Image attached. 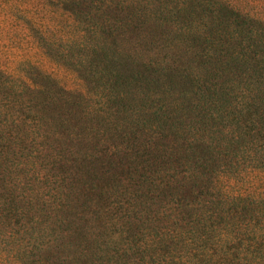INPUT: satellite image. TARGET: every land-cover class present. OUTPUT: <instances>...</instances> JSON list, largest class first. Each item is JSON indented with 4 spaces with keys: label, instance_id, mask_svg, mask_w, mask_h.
I'll return each mask as SVG.
<instances>
[{
    "label": "trees",
    "instance_id": "16d2710c",
    "mask_svg": "<svg viewBox=\"0 0 264 264\" xmlns=\"http://www.w3.org/2000/svg\"><path fill=\"white\" fill-rule=\"evenodd\" d=\"M57 1L73 18L60 55L77 51L82 83L66 87L35 66L29 79L0 68V264H264V0H90L95 11L143 19L133 26L137 49L158 48L161 31L175 35L158 59L132 53L130 40L110 50L102 34L113 25L82 27L86 0ZM198 51L201 71L190 72L181 55ZM120 102L130 117L121 122ZM165 130L181 145L160 144V153ZM118 134L125 145H106ZM133 157L147 165L139 171ZM66 189L93 197L78 231ZM106 231L114 241L100 240Z\"/></svg>",
    "mask_w": 264,
    "mask_h": 264
},
{
    "label": "rangeland",
    "instance_id": "374dc122",
    "mask_svg": "<svg viewBox=\"0 0 264 264\" xmlns=\"http://www.w3.org/2000/svg\"><path fill=\"white\" fill-rule=\"evenodd\" d=\"M153 5L155 4L154 0ZM58 4L57 0H0V68L5 71L6 73H11L15 75L16 77L21 78H27L29 79L32 74H34V70L32 69L33 66L36 68H39L41 70H45L51 75L56 78L59 82V84H63L66 87H74L81 82V79L76 74L74 69V61L75 57L77 56V51L74 49V51L71 49L69 51V55L73 54V59L71 57H63L61 56V52H65L61 48L62 41H66L67 38L71 37L73 35L72 33V24H73V18L69 19L65 15H61L56 11V5ZM91 4V5H90ZM80 11L83 13V16L81 19L83 20L82 27L86 28L85 25L91 26V25H101L103 24H111L116 29L115 32L112 33V35H93V36H102V37H108L106 42H114L110 45V50H113V48L120 43L122 44V40H130L131 41V52L132 53H139L141 55L146 54V57L148 59L150 57H154L156 59L165 57V50L164 47L168 48L170 42L168 39L173 38V34L166 33V31L162 32L156 35L154 37L153 41L156 42V45L158 48L155 49L154 45H148V48L145 47L147 45H143L140 48H145V50L137 49V43L142 39L141 36H139L138 30L134 29V25H142V18L139 20L138 15L135 16L138 18H133L131 14L128 13H120L119 10H113L110 9L108 11H95V9L92 6V3L90 0H86V2L79 6ZM131 17H130V16ZM105 19L107 20L106 22ZM47 35V38L50 39L51 44H47L43 41V36ZM99 38V37H95ZM103 38V39H105ZM148 42H150L148 40ZM178 42V41H177ZM153 43V42H152ZM161 43V44H160ZM136 45V46H135ZM133 47H136V49ZM183 49V48H182ZM167 50V49H166ZM129 51V52H130ZM90 54V53H89ZM200 51H198V55H195L193 53H187L184 55V57L181 55L182 58H184V61L187 62V65L192 67L190 72H200L201 71V64L199 63L201 61L200 58ZM81 55H87V52L81 53ZM173 55L169 57L171 59ZM168 59V58H167ZM180 60V59H178ZM204 60V59H202ZM212 68V67H211ZM213 69V68H212ZM215 70V69H214ZM34 72V73H33ZM151 77V76H150ZM80 79V80H79ZM97 85V84H96ZM95 83L90 84V87L94 88ZM131 86H138L135 83L131 84ZM184 88L187 89V86ZM235 88H240V91L245 88V83L241 82L240 84H236ZM130 89V92L135 91V87L125 88ZM51 90V88H50ZM99 91V90H98ZM239 90H237L238 92ZM239 91V92H240ZM52 92V90L50 91ZM127 92V90H126ZM47 96V94H44L41 98V96H35L32 98L33 104H41L40 102L44 99V97ZM59 102V101H58ZM57 102V104H59ZM125 102V101H124ZM56 104V103H54ZM124 104V105H123ZM58 106L57 111H58ZM39 107V106H38ZM55 105H49V107L46 110H49L53 112L56 109ZM69 106H66V109H64L65 113L64 115H68L71 111L68 110V113H66ZM117 108L120 109V113L118 114L117 118H119V122H121L124 118L130 119L129 113H127L125 103L120 102L116 105ZM239 109V108H238ZM10 116H6V119L11 122L12 118L15 115L13 109H9ZM60 113L62 114L63 111L60 110ZM12 117V118H11ZM4 118V116L1 117V119ZM15 118V117H14ZM114 119V116L109 117V120L112 122ZM226 119H229L228 117ZM8 123V124H9ZM96 124V122H93ZM123 123V122H122ZM11 124V123H10ZM97 125V124H96ZM105 125L106 123L102 122L100 126L93 128V134L97 135V138L101 136V133L105 132ZM91 127H94L92 124ZM166 126V125H164ZM6 127V126H5ZM15 131L12 133L19 134L24 131L23 128H20L19 130L16 127H13ZM12 128V129H13ZM22 131V132H21ZM6 132H8V129H6ZM11 132V131H10ZM113 131L109 130V133ZM3 133V132H2ZM165 136L167 137L166 140L162 139L159 142V152H163L164 146L161 145H174L180 147L181 143H177L176 139L174 138V133L171 131H164ZM119 134L115 136V140L107 141L106 145H112L113 143H121L123 142L122 138H118ZM168 140V141H167ZM139 144V143H138ZM137 144V145H138ZM123 145H125V142H123ZM149 145V144H148ZM150 146V145H149ZM149 146H146L147 148H150ZM166 148V147H165ZM135 152H139L137 148L133 149ZM95 153V150L93 151ZM131 152V151H129ZM147 152V151H146ZM183 153V150H181ZM185 152V151H184ZM158 154V153H156ZM135 156H138L135 155ZM185 157V154L183 153V158ZM144 161L147 159V156L143 157ZM142 160H139V158H131V164L132 165H138L139 171L142 169L143 166L147 165V162H143ZM149 164V170L152 171L155 169V163H153V160L151 162H148ZM153 164V166H152ZM66 168V167H65ZM96 168H99V164H96ZM148 169V167H146ZM64 169V166H62L61 170ZM54 173H58L57 170L54 171ZM59 175V174H58ZM160 176V175H159ZM158 178H161L159 177ZM71 177V176H70ZM157 175L153 176L155 179ZM72 181L66 180L65 186L70 185ZM150 188L152 190L155 189V184H151L149 182L146 183L144 186V189ZM65 193L67 195V201H69L71 204H74L75 209L72 210L73 212L78 213L76 216H72V222H76L75 225L70 224L71 230L78 231L80 229V226L78 223L79 218L83 215V212L88 211L91 209L90 207V201L88 198H93L89 195H75L68 192V189L65 190ZM159 192L155 193V197L158 196ZM63 196V193H61ZM88 197V198H87ZM154 199V203H147V212H150V215L152 218L157 210H159L158 198ZM82 212V213H80ZM70 217V216H69ZM145 217L141 213V218ZM144 219V218H143ZM142 221L137 222L138 230L144 226ZM142 225V226H141ZM152 225V222L151 224ZM93 224L89 222L88 228H83L82 232H87L91 238H88L86 241H82L83 244L87 245L90 243L93 238V229L91 228ZM55 228V227H54ZM63 229V228H62ZM96 230V229H95ZM61 231V230H60ZM102 231H97L96 233H100ZM111 231H106V233L103 235L101 234L100 240L102 241H114ZM113 244H111V247Z\"/></svg>",
    "mask_w": 264,
    "mask_h": 264
}]
</instances>
